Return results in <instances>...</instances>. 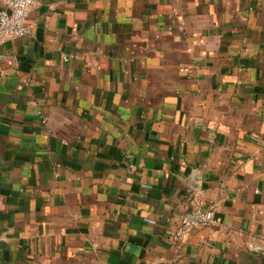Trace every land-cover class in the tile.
<instances>
[{
  "label": "crops",
  "instance_id": "obj_1",
  "mask_svg": "<svg viewBox=\"0 0 264 264\" xmlns=\"http://www.w3.org/2000/svg\"><path fill=\"white\" fill-rule=\"evenodd\" d=\"M28 21L0 49V264H264V0ZM196 200L214 221L176 243Z\"/></svg>",
  "mask_w": 264,
  "mask_h": 264
},
{
  "label": "built area",
  "instance_id": "obj_2",
  "mask_svg": "<svg viewBox=\"0 0 264 264\" xmlns=\"http://www.w3.org/2000/svg\"><path fill=\"white\" fill-rule=\"evenodd\" d=\"M4 4L0 9V49L6 42L31 36L34 28V24L28 21L34 0H5ZM213 221V211H203L200 201L196 200L192 209L181 217L173 241L183 242L194 229L205 228Z\"/></svg>",
  "mask_w": 264,
  "mask_h": 264
}]
</instances>
